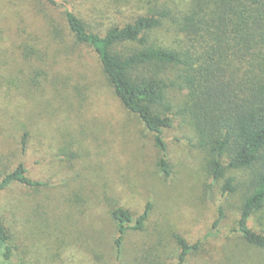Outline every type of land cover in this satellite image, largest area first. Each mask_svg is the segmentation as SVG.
I'll use <instances>...</instances> for the list:
<instances>
[{"label": "rangeland", "instance_id": "374dc122", "mask_svg": "<svg viewBox=\"0 0 264 264\" xmlns=\"http://www.w3.org/2000/svg\"><path fill=\"white\" fill-rule=\"evenodd\" d=\"M63 1L0 0V184L1 175L20 162L32 179L47 183L34 188L14 183L0 189V215L15 247L13 261L105 264L116 253L117 231L110 209L120 204L140 213L150 200L151 224L145 232L131 230L126 235L122 264H139V250L147 243H160L163 254L154 264H177L173 231L191 243L203 239L186 264H264V248L231 232L238 223L243 193H224L222 182H214L206 167L207 154L197 147L195 131L185 120L177 119L165 131L173 169L167 176L158 166L153 133L110 95L109 88L101 86L103 71L96 57L76 65L90 73L95 88L100 87L101 96L91 97L96 104L84 108L82 123L60 108L58 79L46 74L55 72L52 58L57 53L50 48L51 59L44 60L35 49H43L48 30L66 32ZM68 1L98 33L155 8L180 14L189 3ZM178 38L172 20L152 33V40L162 45L175 44ZM37 70L42 71L38 79ZM185 93L174 92L175 102H181ZM25 132L27 150L22 145ZM236 174L246 179L243 172ZM220 208L224 217L214 229ZM249 224L264 233V208L252 215ZM209 232L215 234L206 237Z\"/></svg>", "mask_w": 264, "mask_h": 264}, {"label": "trees", "instance_id": "16d2710c", "mask_svg": "<svg viewBox=\"0 0 264 264\" xmlns=\"http://www.w3.org/2000/svg\"><path fill=\"white\" fill-rule=\"evenodd\" d=\"M63 3L66 32L48 30L43 49H35L44 60L51 59L50 48L57 53L52 58L55 72L46 74L58 79L55 87L61 95L60 108L82 123L84 108L96 104L91 97L101 96L100 87L95 88L90 73L76 67L79 61L96 57L103 71L101 86L109 88V94L153 133L160 170L167 176L173 170L165 131L173 128L177 119L185 120L195 131L197 147L207 154L206 167L214 182H222L224 193H243L238 223L231 232L264 248V233L249 224L252 215L264 208V0H189L180 14L166 7L155 8L104 33L90 29L68 0ZM166 20L176 26V45L152 40L153 31ZM41 73L36 71V79ZM176 91H186L181 102H175ZM22 145L27 150V132ZM237 172H243L246 179ZM1 177L0 189L14 183L33 188L47 184L32 179L24 162ZM69 201L75 204L73 196ZM153 207L149 200L140 213L120 204L110 209L117 231L116 253L105 264H122L126 235L131 230H148ZM223 217L220 208L214 229ZM214 234L209 232L206 237ZM173 237L177 264H186L203 242L191 243L174 231ZM11 240L0 215L3 264H19L13 261ZM139 253V264L157 263L163 254L160 243H147Z\"/></svg>", "mask_w": 264, "mask_h": 264}]
</instances>
